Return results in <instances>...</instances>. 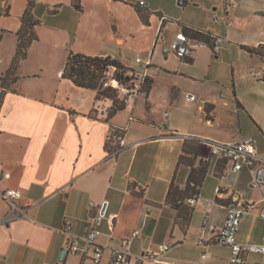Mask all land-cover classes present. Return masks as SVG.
<instances>
[{
  "label": "crops",
  "instance_id": "obj_1",
  "mask_svg": "<svg viewBox=\"0 0 264 264\" xmlns=\"http://www.w3.org/2000/svg\"><path fill=\"white\" fill-rule=\"evenodd\" d=\"M221 1L0 0V191L17 189L15 202L27 209L4 223L9 204L0 196V264H80L79 252L66 250L60 259L68 240L64 220L82 235L103 205L100 264L136 229L132 261L169 243L160 262L141 264H229L227 246L195 242L204 214L220 227L231 198L264 196L248 188L247 170L229 172L209 146L250 136L264 155V0H236L227 31L212 20ZM29 4L36 38L7 78ZM182 25L212 38L226 33L227 40L215 52L189 38L197 46L179 58L169 44ZM69 52L110 56L139 75L123 109L107 118L110 99L97 100L61 76ZM121 138L128 146L109 157ZM184 144L196 147V164L208 165L198 198L182 204L190 209L186 226L166 201L171 183L183 189L187 181L190 168L177 164ZM261 205L242 218L238 241L263 240Z\"/></svg>",
  "mask_w": 264,
  "mask_h": 264
},
{
  "label": "built area",
  "instance_id": "obj_2",
  "mask_svg": "<svg viewBox=\"0 0 264 264\" xmlns=\"http://www.w3.org/2000/svg\"><path fill=\"white\" fill-rule=\"evenodd\" d=\"M139 4L143 5L144 2L139 1ZM236 6V0H222L220 13H214L212 15L213 22H221L225 31H227L233 23L231 13ZM226 40V33L222 36H213L211 42L212 50L215 52L218 51ZM196 46V43L191 42L189 37L180 31L169 44V50L179 58H186ZM136 61H141V59L136 58ZM115 86L123 94L125 101L135 91L132 88L128 89L123 84H116ZM194 98L193 95L187 96V99L190 100H194ZM127 146L125 140L121 138L118 148L109 152L108 156L114 157ZM209 146L212 157L223 162L229 172L236 174L242 170L248 171L250 176L248 181L249 189L264 191V155L259 153L256 140L253 137L238 135L226 141L211 142ZM7 176L8 173H5L4 177ZM0 196L9 204V211L3 218L4 223H9L26 215L27 209L18 206L15 202L20 196L17 189L6 188L0 191ZM197 198L198 196L189 197L184 202L192 205ZM203 200L208 204L211 203L207 199ZM260 203L262 205L258 209V215L264 221V196L260 200H245L240 197L231 198L224 205L225 217L220 227L212 223L208 216L204 214L200 223V235L195 244L201 245L202 243L214 242L227 246L229 248V264H264V233L263 240L259 243L240 242L237 239L242 218L253 209H256ZM104 217L105 213L101 208L91 217L88 229L82 235L73 234L71 232V221L69 219L64 220L63 231L68 235L65 249L71 253L79 252L81 254L80 264H83L85 259H88L90 264H100L104 246L97 243L96 238L98 235V226ZM139 234L140 231L136 229L129 236L121 238L111 248L110 256L106 264H141L144 261L160 262L161 257L171 249L169 243H159L154 248L143 251L136 257V261H132V242ZM81 242L83 243V247L80 246ZM201 256L204 257L205 253L203 252ZM253 256L256 258H253Z\"/></svg>",
  "mask_w": 264,
  "mask_h": 264
},
{
  "label": "trees",
  "instance_id": "obj_3",
  "mask_svg": "<svg viewBox=\"0 0 264 264\" xmlns=\"http://www.w3.org/2000/svg\"><path fill=\"white\" fill-rule=\"evenodd\" d=\"M30 10L31 5L29 4L21 17L22 25L17 32L18 42L15 54L9 69L5 72L7 78L14 74L21 60L25 58L26 50L30 42L36 38L33 28L38 21L33 18ZM141 18L144 20V16H141ZM181 28L182 32L189 38L203 40L209 44L212 42L213 38L209 37L205 32L186 25H182ZM110 66L116 69H123V72L124 67H126L120 61L110 56H90L83 53L69 52L61 74L63 78L71 80L75 85L94 91L95 99H110L112 103L107 111V118L113 116L126 105L124 96H120V92L116 87L105 86L101 81ZM118 76L120 80L122 75ZM141 87L144 91L148 90L149 79L147 77H144ZM182 152L177 164H183L190 168L187 181L183 189H179L171 183L167 192L166 201L178 210L177 216L183 223L182 225L186 226L189 221L190 209L184 207L182 204L185 199L199 194L208 165L204 159H199L198 163H195V159L191 157V154L196 152V147L184 144Z\"/></svg>",
  "mask_w": 264,
  "mask_h": 264
},
{
  "label": "rangeland",
  "instance_id": "obj_4",
  "mask_svg": "<svg viewBox=\"0 0 264 264\" xmlns=\"http://www.w3.org/2000/svg\"><path fill=\"white\" fill-rule=\"evenodd\" d=\"M104 75L105 76L101 81L104 83L105 86L109 85L111 87H116L115 86L116 84L118 85L123 84L128 89L130 88L134 89L135 87L134 84H136L139 79V75H137L133 69H130L128 67H124V72H123V69H116L110 66ZM118 75H122L120 80ZM113 81L116 82L115 85L114 83H112ZM206 151L207 149H203L201 151L202 156L206 155L207 153ZM251 191L254 196H257V193L260 192L259 190H251Z\"/></svg>",
  "mask_w": 264,
  "mask_h": 264
},
{
  "label": "water",
  "instance_id": "obj_5",
  "mask_svg": "<svg viewBox=\"0 0 264 264\" xmlns=\"http://www.w3.org/2000/svg\"><path fill=\"white\" fill-rule=\"evenodd\" d=\"M178 2L180 3L181 0H178ZM102 209L104 210V205L102 206ZM66 253V249H62L61 253H60V259H63L64 254Z\"/></svg>",
  "mask_w": 264,
  "mask_h": 264
},
{
  "label": "bare ground",
  "instance_id": "obj_6",
  "mask_svg": "<svg viewBox=\"0 0 264 264\" xmlns=\"http://www.w3.org/2000/svg\"><path fill=\"white\" fill-rule=\"evenodd\" d=\"M112 83H114V85L116 84V82H115V81H113Z\"/></svg>",
  "mask_w": 264,
  "mask_h": 264
}]
</instances>
